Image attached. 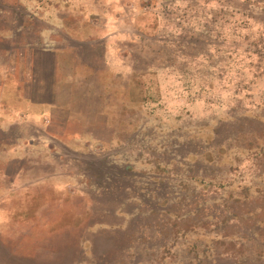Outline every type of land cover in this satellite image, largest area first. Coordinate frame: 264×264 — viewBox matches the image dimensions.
I'll use <instances>...</instances> for the list:
<instances>
[{
  "label": "rangeland",
  "instance_id": "rangeland-1",
  "mask_svg": "<svg viewBox=\"0 0 264 264\" xmlns=\"http://www.w3.org/2000/svg\"><path fill=\"white\" fill-rule=\"evenodd\" d=\"M89 1L72 0L62 8H70L75 18L86 6L92 11L89 25L95 27L92 22L98 24L99 18L93 10L100 0L94 6ZM101 2L99 9L111 11L110 0ZM14 4L0 0V9ZM194 4L202 12L193 20L186 7ZM124 5L125 11L135 9L134 16L118 17L115 6L102 17L108 30L104 40L118 38L114 53L100 56L101 65L109 64L107 92L98 89L104 82L93 80L88 96L92 100L83 122L90 132L87 140L95 143L81 146L78 153L51 139V151L59 156L56 163L44 160L47 172L63 177L21 191L14 198H20L19 204L3 210L7 220L1 237L18 238L8 237L15 221L49 219L40 234L52 249L28 258L27 264L51 262L50 253L54 264H94L89 253L103 250L100 264H185L177 262L178 256L187 263L264 264V0H137V6ZM225 9L230 20L221 18L218 24L214 18ZM118 20L115 33L111 26ZM5 23L0 16V47L11 46ZM186 26L194 31L186 41L192 47L183 51ZM216 37L224 47L220 51L211 48ZM7 115L0 112V117ZM115 154L119 161L111 166L79 170L81 164L96 167V156L106 160ZM68 228L75 230L70 238ZM33 238L39 235L33 232ZM32 244L27 240L21 253L34 254ZM114 255L116 262H107Z\"/></svg>",
  "mask_w": 264,
  "mask_h": 264
},
{
  "label": "crops",
  "instance_id": "crops-1",
  "mask_svg": "<svg viewBox=\"0 0 264 264\" xmlns=\"http://www.w3.org/2000/svg\"><path fill=\"white\" fill-rule=\"evenodd\" d=\"M29 1H35L34 7L28 8L25 5L28 0H15L13 7L16 8L0 9V16H3L4 21L7 22L4 26L6 32L10 34L8 42L11 43L10 47H0V112L5 110L9 114L6 117H0V264H27L28 258L41 256L40 252H47V248H50L44 245V240L47 238L40 234L44 223L49 220H44V218L37 219L34 224L31 220L10 222L12 228L8 237L13 234L18 238L11 241V238H8V241H5L7 238L1 237V226L7 220L2 214L3 210H12L16 204H19L20 198L18 197L17 200L14 198L19 196L21 191H27L28 188H34L43 182H59L63 177L61 175L53 177L47 172L48 164L46 165L44 160L49 164L56 163L59 156L57 152L51 151V145H49L51 139L63 146L72 145L78 153H81L84 149L80 148L81 146L85 147L88 144L95 143L87 140L90 132L86 131L89 128L83 122L92 100L88 96L92 90L93 80L104 82L98 89L100 93L107 92L105 80L109 78L106 70L109 64L101 65V59L106 58L108 52L114 53L111 51L112 44H116L117 41L115 40L118 38V36H115L112 42L104 40L103 36L108 30L104 29L106 25L103 22L106 21H102V17L115 10V6L119 8L116 13L114 12L118 17L123 15L134 16L135 9L125 11V5L123 7V4L128 2L137 6V0H110L113 4L111 11H103L104 9H99V6L104 7L102 0H100L99 6L93 10V13L95 12L94 15L99 18L96 22L101 26L98 27V24L92 22L95 26L92 27L89 25L91 19H88V17H91L92 11H88L86 6L79 11L78 16L75 17L76 19L71 14L70 8H67L68 10L62 8L67 7L72 0ZM89 2L92 3V6L97 3L96 0H90ZM11 3L9 4L12 5ZM165 3H168V1ZM86 4H88V1ZM200 7L199 4H194L190 9L186 7L191 19L193 17L199 18L197 13L202 11L197 8ZM228 10H222L223 14L215 16L214 20L218 24L221 18V21H224V19L230 20L231 15H224ZM171 17H175L174 13L171 14ZM74 20L80 24H74ZM119 20L115 23V27L111 26L112 31L115 33L119 32ZM196 21L198 20L193 23ZM167 22L166 20L165 24ZM188 22L191 23L189 20ZM169 23H171V20H169ZM66 26L71 29H66ZM89 26L99 28V31L89 30ZM169 26L173 25L170 24ZM187 27H185L187 30L183 34V40H181L183 43L180 44L183 51L190 50V47H192L186 41L189 40L187 33L194 30ZM101 28L102 31H100ZM72 32L81 34L76 35ZM27 33L32 34L28 35ZM59 38L64 41L61 42ZM217 38L219 37L210 41L211 48L220 51L224 47L221 46L220 39ZM101 47L102 51L100 52ZM95 51H98L97 55ZM100 56H102L101 59ZM110 59L108 56L106 62ZM100 96L99 99L102 98V95ZM103 96L105 97V94ZM99 103H101L100 100ZM77 106L81 107L78 111L75 110ZM83 110L85 113H83ZM82 113V122H79L77 117ZM73 121L75 124H73ZM96 133V136L104 134L101 132ZM116 156L117 154L106 160H101L99 156H96L97 160H94L96 167L90 168V165L81 164L79 170L97 172L99 165L111 166L113 162L119 161ZM71 159L75 160L74 158ZM51 165L52 167L56 166ZM94 168L96 170H93ZM113 168L116 169L117 166ZM52 170L51 172L56 171ZM31 173L35 174L31 176ZM96 177H99L98 173ZM73 182L71 183L73 184ZM97 187L99 189L101 184H97ZM41 191L43 192V190ZM85 194L89 196V193ZM100 197H97V199ZM89 198L91 200V196ZM11 200L13 202L8 204ZM39 212L40 215L43 213V211ZM84 221L86 222L85 219ZM112 227L116 229L117 223L113 222ZM68 229L67 234L70 238V234L75 230ZM33 232L39 235L38 239L32 240L34 239ZM27 240H31L32 245H35V248L30 250L35 251L34 254L21 253ZM14 241L17 243L11 244ZM23 241L25 242L23 243ZM116 251L117 249L113 251V254ZM105 254L104 250L101 254L92 251L88 256L89 262L91 263L93 258L94 264H100V256L104 257ZM8 257L15 258L16 261L5 260ZM53 257L54 255L51 253L47 255V258L52 260ZM111 257H114V260L107 262H116V255ZM52 260L51 262L35 261L37 264H54Z\"/></svg>",
  "mask_w": 264,
  "mask_h": 264
},
{
  "label": "trees",
  "instance_id": "trees-1",
  "mask_svg": "<svg viewBox=\"0 0 264 264\" xmlns=\"http://www.w3.org/2000/svg\"><path fill=\"white\" fill-rule=\"evenodd\" d=\"M233 228V231H235V229H237V227H232ZM178 256V255H177ZM195 259H199V256H196ZM184 260V257H180L178 256V260L177 262L181 263V261ZM193 261L191 260L190 263H192ZM199 264H202V263H199Z\"/></svg>",
  "mask_w": 264,
  "mask_h": 264
},
{
  "label": "clouds",
  "instance_id": "clouds-1",
  "mask_svg": "<svg viewBox=\"0 0 264 264\" xmlns=\"http://www.w3.org/2000/svg\"><path fill=\"white\" fill-rule=\"evenodd\" d=\"M253 107H254V106H253ZM181 263L188 264V263H190V262L187 263V261L182 260ZM192 263L199 264V261H197V262H192ZM173 264H175V263H173Z\"/></svg>",
  "mask_w": 264,
  "mask_h": 264
}]
</instances>
